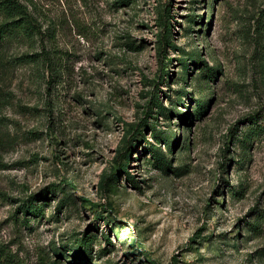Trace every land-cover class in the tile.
I'll return each mask as SVG.
<instances>
[{
	"label": "rangeland",
	"instance_id": "rangeland-1",
	"mask_svg": "<svg viewBox=\"0 0 264 264\" xmlns=\"http://www.w3.org/2000/svg\"><path fill=\"white\" fill-rule=\"evenodd\" d=\"M19 1L41 35L0 51V240L24 264H264V0Z\"/></svg>",
	"mask_w": 264,
	"mask_h": 264
},
{
	"label": "trees",
	"instance_id": "trees-1",
	"mask_svg": "<svg viewBox=\"0 0 264 264\" xmlns=\"http://www.w3.org/2000/svg\"><path fill=\"white\" fill-rule=\"evenodd\" d=\"M131 0H116L114 6L129 5ZM167 12V11H166ZM166 17V16H165ZM163 16L162 28L165 31V35L158 37L159 41V53L164 52V47L171 49L172 43L168 39L170 34L168 31L166 19ZM41 32L39 25L32 20V16L29 14L28 9L19 0H0V51L2 50L5 43L9 40H18L21 38H30L33 36H40ZM47 54V53H45ZM164 55V54H163ZM42 59L43 62L48 61L47 55H41L37 60ZM36 60V61H37ZM33 62L27 56H20L17 58L15 64H28ZM153 105L161 104L157 101V98L153 100ZM197 107L199 108V114L204 112L205 106H201L198 102ZM258 132L257 126L253 130V134ZM157 151V150H155ZM44 196L40 195H29L25 200L17 206L15 214L12 216L13 222L20 227H29L31 220L41 219L44 215ZM94 238L88 237L83 239L81 243V250L85 256L90 255L91 246ZM12 243H5L0 240V264H24L23 260L19 258L16 252L11 249ZM56 251V250H53ZM36 264H59L58 261L49 258L47 255H41Z\"/></svg>",
	"mask_w": 264,
	"mask_h": 264
}]
</instances>
